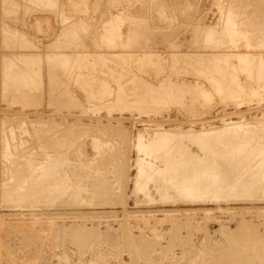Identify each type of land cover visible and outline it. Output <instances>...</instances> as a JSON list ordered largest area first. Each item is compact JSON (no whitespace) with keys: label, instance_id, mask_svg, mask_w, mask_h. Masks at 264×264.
I'll return each instance as SVG.
<instances>
[{"label":"rangeland","instance_id":"374dc122","mask_svg":"<svg viewBox=\"0 0 264 264\" xmlns=\"http://www.w3.org/2000/svg\"><path fill=\"white\" fill-rule=\"evenodd\" d=\"M36 1L0 0V79L38 88L31 97L41 101L0 94V264H264V0ZM59 49L92 52L88 67L70 71L71 99L61 67L47 78L23 59ZM225 51L260 70L245 64L243 97L217 60ZM7 57L17 67L3 76ZM133 78L135 99L118 105ZM209 153L222 158L212 173L207 158L201 177H178L173 192L161 184L179 176L172 162Z\"/></svg>","mask_w":264,"mask_h":264},{"label":"bare ground","instance_id":"6f19581e","mask_svg":"<svg viewBox=\"0 0 264 264\" xmlns=\"http://www.w3.org/2000/svg\"><path fill=\"white\" fill-rule=\"evenodd\" d=\"M116 1H117V0H116ZM220 9H221V8H220ZM162 10H163V8H162ZM161 13H162V11H161ZM121 15H122V14H121ZM162 15H163V14H162ZM166 17H167V15H166ZM129 18H130V17H129ZM121 24H122V23H121ZM227 50H228V49H227ZM225 52H226V53H225ZM225 52H224V53H218L219 56H218L217 60L220 61V64H221V66H222V69H224V70L227 69L229 72H231V73H229V75L233 76V78L236 80V83H237L236 88H237V92H238V93H237L236 95H237V97H241L245 92H244V87L242 86L243 83L241 84V83L239 82V79H240V76H239V75H240V73H241V72H245V69H247V68L250 69V71H252V72H255L256 70H255V71H254V70H251V68H252L254 65L251 64L252 66L250 65L251 67L249 68L247 63H250V62H247V61H245V62H247V63L244 62L245 64H247V65H246L247 68H245V67H246L245 64L243 65V64L240 63V62H238V63H240V64L237 65V64L234 62L235 59H232V58L230 57V54H229L227 51H225ZM231 53H232V52H231ZM248 53H249V52H248ZM153 54H154V53H153ZM175 54H176V53H175ZM216 54H217V53H216ZM238 54H239V53H238ZM193 55L204 56L202 53H197V52H194ZM245 55H246V54H244V56H245ZM149 56H150V55H149ZM238 56L241 57V55H238ZM146 57H147V56H146ZM246 57H247V56H246ZM241 58L243 59V57H241ZM241 58H238V59H241ZM233 60H234V61H233ZM241 61H242V60H241ZM144 64H145V63H144ZM256 65H257V64H256ZM146 67H147V66H146ZM256 68H257V66L253 67L252 69H256ZM176 69H177V68H176ZM258 70H259V69L257 68V71H258ZM250 71H248V72H250ZM259 71H260V70H259ZM259 71H258V72H259ZM256 73H257V72H256ZM256 73H252L251 75H252V76H254V75H255V76H258V75H257L258 73H257V74H256ZM229 75H227V76H229ZM260 76H261V75H260ZM262 77H263V76H262ZM212 79L216 81L215 77H212ZM258 79L261 80V79L259 78V76H258ZM135 80H136V79H135ZM140 81H141V80H137L136 82H133L132 84H130L129 87H128V92H129V94H130V97H132V99H134L135 96H136V91H138L137 88L139 87V84L141 83ZM171 81H172V80H171ZM261 81H262V80H261ZM142 84H143V83H142ZM142 84H141V85H142ZM177 84H178V83H177ZM250 84H251V83H250ZM145 85H146V84H144V86H145ZM152 85H153V84H152ZM162 85H163V84H162ZM185 86H186V85H185ZM149 87H150V86H149ZM168 87H169V82H168V83L166 82V83H164L163 87L160 88V91L167 90ZM145 89H146V88H145ZM145 89H144V90H145ZM249 90H250V89H249ZM126 92H127V91H126ZM153 92H154V91H153ZM256 92H257V91L254 89L251 93H256ZM13 93H14V92H13ZM27 93H28V91H27ZM19 94H20V93H19ZM19 94H18V95H19ZM138 94H139V92H138ZM156 94L158 95L157 92H156ZM156 94H155V95H156ZM28 95H29V94H28ZM15 96H16V95H15ZM15 96H14V97H15ZM21 96H22V95H21ZM21 96H19V98H20ZM141 96H142V95H141ZM25 97H27V95H26ZM242 97H243V96H242ZM22 98H23V96H22ZM17 99H18V98H15V101H16ZM20 99H21V98H20ZM138 99H139V98H138ZM146 99H147V98H146ZM165 99H166V98L161 97V99L158 100V104H161V105L165 106L166 101H167V100H165ZM180 99H181V98H180ZM136 100H137V99H136ZM136 100H135V101H136ZM18 101H19V100H18ZM35 101H36V100H35ZM147 101H148V100H147ZM132 102H133V101H132ZM33 103H34V102H33ZM156 103H157V102H156ZM35 104H36V103H35ZM44 126H45V125H44ZM47 130H48V129H47ZM211 133H212V132H211ZM206 135H207V134H206ZM204 137H205V135H204ZM206 137H207V136H206ZM166 138H167V136H166ZM166 138H165V139H166ZM199 138H203V137L201 136V137H199ZM243 138H244V137H243ZM163 139H164V138H163ZM168 139H169V138H168ZM168 139H166V141H168ZM203 139H204V138H203ZM203 139H202L201 141H203ZM253 140H254V138H253ZM61 141H62V140H61ZM64 141H65V140H64ZM164 141H165V140H164ZM248 141H249V140H248ZM254 141H255V140H254ZM161 143H163V140H161ZM167 143H168V142H167ZM167 143H166V144H167ZM176 143L178 144V142H176ZM176 143H174V144H175V147H176L175 149L177 150V148L181 145V143L179 142L180 145H178V147L176 146ZM196 143H197V142H196ZM198 143H200V140H199ZM246 143H248V142L246 141ZM202 144H204V142H203ZM208 144H209V142H208ZM238 144H239V143H238ZM248 144H249V143H248ZM157 145H158V144H157ZM157 145H156V146H157ZM204 145L206 146V144H204ZM204 145H203V146H204ZM51 146H52V145H51ZM158 146H160V142H159V145H158ZM166 146H168V144H167ZM172 146H173V145H172ZM199 146H200V145H198V147H199ZM201 146H202V145H201ZM201 146H200V147H201ZM209 146H210V144H209ZM235 146H236V145H235ZM255 146H256V145H255ZM255 146H254V147H255ZM154 147H155V146H154ZM154 147H153V148H154ZM160 147H161V146H160ZM162 147H163V145H162ZM162 147H161V149H162ZM168 147H169V146H168ZM206 147H207V146H206ZM243 147H244V146H243ZM247 147H248V146H246L245 148H247ZM170 148H171V147H170ZM179 148H180V147H179ZM179 148H178V149H179ZM214 148H215V147H214ZM239 148L242 149L241 146H240ZM159 149H160V148H159ZM168 149H169V148H168ZM175 149H174V150H175ZM183 149H184V148H183ZM185 149H186V148H185ZM187 149H188V148H187ZM199 149H200V148H199ZM203 149H204V148H203ZM203 149H201V151H202ZM209 149H210V147H209ZM209 149H208L207 151H210L212 148H211L210 150H209ZM222 149H223V148H222ZM243 149H244V148H243ZM152 150H153V149H152ZM165 150H166V149L164 148V151H165ZM174 150H173V151H174ZM216 150H217V149H216ZM216 150H215V151H216ZM237 150H239V149H237ZM245 150H246V149H245ZM245 150H244V153H245ZM253 150H254V149H253ZM158 151H160V150H158ZM168 151H169V150H168ZM168 151H167V153L170 154L171 151H172V149H171L170 152H168ZM181 151H182V150H181ZM183 151H185V150H183ZM183 151H182V152H183ZM187 151H188V150H187ZM258 151H259V148H258ZM174 152H175V151H174ZM177 152H179V151H177ZM182 152H181V153H182ZM188 152H189V151H188ZM191 152H192V151H191ZM204 152H205V150H204ZM220 152H221V151H220ZM225 152H226V151H225ZM233 152H234V151H233ZM235 152H236V150H235ZM247 152H248V151H247ZM152 153H153V152H152ZM159 153H160V152H159ZM159 153H158V156H159ZM175 153H176V152H175ZM181 153H180V155H181ZM221 153H222V152H221ZM231 153H232V152H231ZM236 153H238L237 155L239 156V154L243 153V151H242L241 153H239V152H236ZM252 153H253V151H252ZM7 154H8V153H7ZM165 154H166V151H165ZM169 154H168V155H169ZM193 154H194V153H193ZM214 154H215V153H214ZM228 154H229V153H228ZM247 154H248V153H247ZM161 155L163 156V153H162ZM168 155H166V156H168ZM172 155H173V154H172ZM196 155H197V154H196ZM226 155H227V154H226ZM232 155H233V154H232ZM237 155H236V156H237ZM251 155H252V154H251ZM251 155H250V156H251ZM258 155H259V154H258ZM258 155H257V158H258ZM261 155H262V154H261ZM158 156H157V157H158ZM166 156H165V157H166ZM185 156H186V157H189V155L187 156V153H185ZM192 156H193V155H192ZM224 156H225V155H224ZM246 156H247V155H246ZM31 157H32V156H31ZM152 157H153V156H152ZM159 157H160V156H159ZM169 157H170V156H169ZM193 157H194V156H193ZM217 157H218L217 155L214 157V156H213V153H212V154L209 153V155H207V156L205 157V159H203V158L200 159V157H199V158H196V157L192 158V157H190V158H188V159H184V158L181 157L182 159L185 160L184 162H180V163H179V162H175V163L172 162V163H173L172 166L169 164V165L171 166V168H172L171 170H174V172H175V171L178 172L177 174H178L179 176H177L176 178H175V176H172V175H173V174H172L173 171H172V172H171V176H172L171 179H169L170 176L166 174L168 177H167V176L163 177V178L161 179V180H163V182H161V184H162L163 186L168 184V185L170 186V187L168 186L170 192H173L174 187L176 186V184L174 183V182L176 181V179H177V182H178L180 179H184V182H186L188 179H190L189 181L191 182V180H194V179H195L196 177H198L199 175H200V177H201L202 173L204 174V173L207 171V169L205 168V166H208V165L210 164V162H208V165H205V162H204V163L201 162L202 160H206L207 158H209V159H210V158L213 159V160L211 161L212 164L209 166L210 168L207 167V168H209V171H208V172H209V173H210V172L212 173V170H210V169H214V167H217V166L219 165V162H220L221 159H222V158L220 157L221 159L219 158L220 161H218L219 159L217 160ZM225 157L228 158L227 156H225ZM234 157H235V156H234ZM234 157H230V159H228V161H227V165H228V162L231 163V164H232V161L237 162V160L234 159ZM261 157H262V156H261ZM263 157H264V155H263ZM155 158H156V157H155ZM166 158H167V160H168V157H166ZM177 158H179V157H176V158H175V161H182L181 159H180V160H177ZM236 158H237V157H236ZM240 158H241V157H240ZM244 158H245V159H244ZM244 158H243V159L246 160V157H244ZM251 158H252V157H251ZM157 159H158V158H157ZM161 159L166 160V159H164V157H163V158H159V160H161ZM16 160H17V159H16ZM26 160H27V159H26ZM163 160H162V163H163ZM169 160H170V159H169ZM247 160H249V159H247ZM247 160L245 161L246 163L248 162ZM260 160H261V159H260ZM217 161H218V162H217ZM252 161H253V160H252ZM254 161H255V159H254ZM262 161H263V159H262ZM255 162H256V161H255ZM259 162H261V161H259ZM46 163H47V162H46ZM172 163H171V164H172ZM249 163H250V162H249ZM17 164H18V163H17ZM17 164H16V165H17ZM47 164H48V163H47ZM247 164H248V163H247ZM256 164H257V162H256ZM256 164H255V165H256ZM263 164H264V162H263ZM16 165H15V166H16ZM50 165H51V164H50ZM164 165H165V162H164ZM243 165H244V164H243ZM245 165H246V164H245ZM253 165H254V164H252L251 166H253ZM260 165H261V164H260ZM17 166H18V165H17ZM57 166H58V165H57ZM238 166H239V165H238ZM238 166H237V167H238ZM240 166H241V164H240ZM18 167H19V166H18ZM27 167H28V166H27ZM46 167H47V166H46ZM164 167H165V166H164ZM230 167H231V166H230ZM247 167H248V166H247ZM258 167H259V166H258ZM23 168H24V167H23ZM228 168H229V167H228ZM232 168H233V167H232ZM241 168H242V166H241ZM261 168H262V167H261ZM261 168H260V169H261ZM19 169H20V167H19ZM37 169H39V168H37ZM51 169H52V168H51ZM59 169H60V168H59ZM162 169H163V168H162ZM219 169H220V168H219ZM226 169H227V168H226ZM248 169L251 170V168H248ZM248 169H247V170H248ZM254 169H256V167H255ZM263 169H264V167H263ZM17 170H18V169H17ZM49 170H50V169H49ZM49 170H48V171H49ZM54 170H55V169H54ZM158 170H161V168H158ZM168 170H169V169H168ZM234 170H235V169H234ZM244 170H245V169H244ZM244 170H243V171H244ZM256 170H258V169H256ZM19 171H20V170H19ZM27 171H28V170H27ZM37 171H38V170H37ZM50 171H51V170H50ZM163 171H164V170H163ZM163 171H162V172H163ZM216 171H217V170H216ZM216 171H215V172H216ZM236 171H237V170H236ZM251 171H252V170H251ZM35 172H36V171H35ZM41 172H42V171H41ZM44 172H45V171H44ZM94 172H95V171H94ZM156 172L158 173V171H156ZM162 172H161V173H162ZM219 172H220V171H219ZM238 172H239V171H238ZM244 172H245V171H244ZM252 172H253V171H252ZM256 172H257V171H255V172H253V173L255 174ZM258 172H259V171H258ZM260 172H261V170H260ZM260 172L257 173V175L260 174ZM18 173H19V172H18ZM30 173H31V172H30ZM33 173H34V172H33ZM45 173H46V172H45ZM57 173H58V172H57ZM159 173H160V172H159ZM159 173H158V174H159ZM161 173H160V174H161ZM169 173H170V172H169ZM247 173H248V172H247ZM31 174H32V173H31ZM34 174H35V173H34ZM67 174H68V173H67ZM160 174H159V175H160ZM163 174H164V173H163ZM177 174H176V175H177ZM215 174H216V173H215ZM232 174H233V173H232ZM249 174H250V173H249ZM249 174L247 175V178H248ZM20 175H21V173H20ZM32 175H33V174H32ZM36 175H37V174H36ZM42 175H44V174H42ZM62 175H63V174H62ZM153 175H154V174H153ZM155 175H156V174H155ZM155 175H154V176H155ZM208 175H209V174H208ZM210 175H211V174H210ZM210 175H209V176H210ZM212 175H213V174H212ZM212 175H211V176H212ZM240 175H241V173H240ZM40 176H41V175H40ZM46 176H47V175H46ZM55 176H56V175H55ZM69 176H70V175H69ZM205 176H206V175H205ZM211 176L209 177V180L211 179ZM251 176H252V175H251ZM253 176H254V175H253ZM263 176H264V175H263ZM19 177H20V176H19ZM19 177H18V178H19ZM21 177H22V176H21ZM21 177H20V178H21ZM24 177H25V176H24ZM24 177H23V178H24ZM26 177H27V176H26ZM26 177H25V179H26ZM44 177H45V176H44ZM178 177H179V178L181 177V178L179 179ZM183 177H184V178H183ZM203 177H204V176H203ZM218 177H219V176H218ZM238 177H239V176H238ZM27 178H28V177H27ZM29 178H30V177H29ZM33 178H34V176H33ZM33 178H31V180H32ZM38 178H39V177H38ZM38 178H34V179H37V180H38ZM56 178H57V177H56ZM186 178H188V179L185 181ZM204 178H205V177H204ZM212 178H213V176H212ZM247 178H246V179H247ZM255 178H256V176H255ZM255 178H254V179H255ZM258 178L260 179L261 177L259 176ZM54 179H55V178H54ZM198 179H199V178H198ZM230 179H231V177H230ZM236 179H237V178H236ZM250 179H251V178H250ZM21 180H22V179H21ZM21 180H20V181H21ZM23 180H24V179H23ZM26 180L29 181L30 179H29V180L26 179ZM26 180H24V182H25ZM173 180H175V181H173ZM196 180H197V179H196ZM201 180H202V179H201ZM214 180H215V178H214ZM234 180H235V178H234ZM237 180H238V179H237ZM252 180H253V179H252ZM256 180H257V178H256ZM33 181H34V180H33ZM48 181H49V180H48ZM56 181H57V180H56ZM171 181H173V183H172ZM189 181H188V183H189ZM210 181H211V180H210ZM210 181H209V182H210ZM246 181H247V180H246ZM248 181H249V180H248ZM258 181H259V180H258ZM258 181L256 182V184L254 183L256 186H258L257 184L260 183V182H258ZM261 181H262V183H263V180H261ZM29 182H30V181H29ZM29 182H28V184H29ZM39 182H40V181H37V183H39ZM53 182H54V181H53ZM156 182H157V181H156ZM159 182H160V181H159ZM182 182H183V180H182ZM184 182H183V183H184ZM197 182H198V181H197ZM201 182H202V181H201ZM205 182H206V181H205ZM18 183H19V182H18ZM18 183H17V184H18ZM22 183H23V182H22ZM22 183H21V185L23 186ZM37 183L35 184V182H34V185H33L32 181H31V184H32L33 187H34V186L37 187ZM65 183H66V182H65ZM194 183H196V182H194ZM194 183H193V185H195ZM198 183H199V182H198ZM206 183H208V182H206ZM214 183H215V182H214ZM245 183H246V182H245ZM248 183H249V182H248ZM17 184H16V185H17ZM28 184H27V185H28ZM31 184H30V185H31ZM63 184H64V182H63ZM77 184H78V183H77ZM156 184H157V183H156ZM159 184H160V183H159ZM170 184H172V185H170ZM177 184H179V183H177ZM181 184H182V183H180V185H181ZM186 184H187V183H186ZM190 184H191V183H190ZM190 184H189V185H190ZM204 184H205V183H204ZM241 184H243V183H241ZM241 184H240L239 189L241 188V186H243V185H241ZM18 185H19V184H18ZM25 185H26V182H25L24 186H25ZM39 185H40V187H39L40 190H39L38 188H37V189L35 188L36 192H37L38 190L41 191V189L43 188V187L41 186V185H42L41 183H40ZM39 185H38V186H39ZM45 185H46V184H45ZM59 185H60V183H59ZM184 185H185V183H184ZM198 185H199V184H198ZM200 185L203 186V184H201V183H200ZM230 185H231V184H230ZM236 185H237V184H236ZM245 185H246V184H245ZM245 185H244V186H245ZM247 185H248V184H247ZM251 185H252V184H251ZM261 185H262V184H261ZM22 186H20V188H21ZM24 186L22 187L23 189L21 188V190H23V191L26 189V186H25V189H24ZM47 186H48V185H47ZM186 186H188V185H186ZM233 186H234V185H233ZM253 186H254V185H253ZM259 186H260V185H259ZM17 187H18V186H17ZM17 187H16V188H17ZM28 187H30V186L28 185ZM28 187H27V188H28ZM33 187H30V188H31L32 190H34ZM41 187H42V188H41ZM48 187L51 188V186H48ZM55 187H56V185H55ZM160 187H161V189L163 188L162 186H160ZM182 187H184V186L182 185L181 188H182ZM190 187H191V186H190ZM190 187H189V189H191ZM192 187H193V186H192ZM230 187H231V186H230ZM249 187H250V185H249ZM20 188L18 187V189H20ZM30 188H29V189H30ZM45 188H46V187H45ZM50 188H49V189H50ZM177 188H179V187L177 186ZM186 188H188V187H186ZM186 188H185V189H186ZM193 188H194V187H193ZM195 188H196V187H195ZM207 188H208V187H207ZM234 188H235V187H234ZM254 188H255V186H254ZM254 188H252V189H254ZM31 189H30V191H31ZM47 189H48V188H47ZM53 189H54V190H52V191H55V193H56V192L61 193V191H60L61 189H60V188L58 189V187H57V188H53ZM158 189H159V188H158ZM165 189H166V187H165ZM165 189H163V190H165ZM167 189H168V188H167ZM175 189H176V188H175ZM205 189H206V188H205ZM246 189H247V188H246ZM246 189H243V190H246ZM248 189H249V188H248ZM252 189H251V190H252ZM26 190H27V189H26ZM169 190H168V192H169ZM176 190L178 191V189H176ZM186 190H187V189H186ZM209 190H210V189H209ZM251 190H249V191H251ZM19 191H20V190H19ZM19 191H18V193H19ZM23 191H22V192L20 191L21 194L24 193L23 196H21V195L19 196V198L21 197V198H20L21 200H24V199H25V194H26V193L29 195L28 192H26V191L23 192ZM27 191H28V190H27ZM50 191H51V190H50ZM52 191H51V192H52ZM59 191H60V192H59ZM161 191H162V190H161ZM166 191H167V190H166ZM177 191H176V192H177ZM182 191H183V190H181V193H182ZM187 191H189V190H187ZM187 191H185V192H187ZM201 191H202V190H201ZM258 191H259V190H258ZM36 192H35V194H36ZM158 192H159V190H158ZM179 192H180V190H179L177 193H179ZM192 192H193V189H192ZM192 192H191V195L193 194ZM197 192H198V191H197ZM199 192H200V191H199ZM227 192H228V190H227ZM238 192H239V191H238ZM38 193H39V192H38ZM49 193H50V192H49ZM53 193H54V192H53ZM194 193H195V192H194ZM223 193H224V192H223ZM27 194H26V195H27ZM33 194H34V192H33ZM35 194H34V195H35ZM166 194H167V192H166ZM170 194H171V193H170ZM183 194H185V193L183 192ZM187 194H188V193H187ZM189 194H190V192H189ZM201 194H202V193H201ZM205 194H206V193H205ZM31 195H32V194H31ZM55 195H56V194H55ZM163 195H164V194H163ZM163 195H162V196H163ZM179 195H180V194H179ZM185 195H186V194H185ZM191 195H190V196H191ZM198 195H199V194H198ZM246 195H247V194L245 193V196H246ZM29 196H30V195H29ZM169 196H171V195H169ZM193 196H194V195H193ZM250 196H251V195H250ZM22 197H24V199H22ZM163 197H164V196H163ZM184 197H187V195L184 196ZM216 197H217V196H216ZM165 198H169V197H167V195H166ZM170 198L173 199V197H170ZM170 198H169V199H170ZM188 198H189V196H188ZM191 198H192V197H191ZM219 198H220V197H219ZM35 199H36V198H35ZM25 200H27V199H25ZM183 200H185V199H183ZM33 201H34V200H33ZM186 201H188V200H186ZM191 201H192V200H191Z\"/></svg>","mask_w":264,"mask_h":264},{"label":"crops","instance_id":"0c3cea01","mask_svg":"<svg viewBox=\"0 0 264 264\" xmlns=\"http://www.w3.org/2000/svg\"><path fill=\"white\" fill-rule=\"evenodd\" d=\"M54 2H55V0H37L36 1V3L43 4V5L54 4ZM106 24H107V26L110 25L109 24V20L106 21ZM4 27H8L9 28L8 29V33L18 35L16 33V31H14L12 28H10V26L5 25ZM24 39H25V37H24ZM63 48H66V47H63ZM91 53H92L91 51L78 50L73 55V54L68 53L65 50L59 49L58 51L47 53L45 55V57H42L41 55H37V54L34 55L33 53H24V56L26 58H23V59H24V63H27V64L29 62H33V64H31V66H30V70L33 71V72H37L38 73L40 70L41 71L45 70V69H46V71L48 70V73L46 75L47 78L50 77V73L49 72H51V70H50L51 67L52 68L54 67L53 63H55L58 66V67H56L57 69H59V67H61L65 71V73L67 74V77H68L67 78L68 82L66 83L65 88L62 89V92L65 94V96H69L70 99H71V97L73 98L74 96L72 94V91L69 89V85L75 84V79H76L77 75L75 74V72L70 73V71L71 70L72 71L73 70H77V68L80 66V64H83V63H84L83 66L88 67L89 63L92 62L91 61ZM104 53H105L104 55H106V52H104ZM28 57H30V58H28ZM25 59H27V60H25ZM140 59H143V57L140 58ZM12 62L13 63H11V57L5 58L4 68H3V71H2L3 76H4V69L5 68L11 69V67H12V72L14 70H16L14 66L17 67V63H15L14 61H12ZM45 63H46V66H45ZM152 63L153 62L148 60L147 64L148 65H152ZM156 63H159V62H156ZM160 64H162V63L160 62ZM20 70H22L21 67H20ZM26 70L29 71V68H27ZM56 70L51 73L52 76H55ZM37 76H39V75H37ZM42 77L44 78V76H42ZM37 78L39 80V79H41V76L37 77ZM72 78L74 80V83L73 82L71 83V81L69 82V80H71ZM137 80L138 79L135 80V78H133L131 80V84L133 82L137 81ZM31 89L35 90V89H38V88H32V87L30 88V86H29V89L22 88V89H18V90L13 91V82H12V80H11L10 83H6L5 80H4V77H2V79H0V94L2 93L1 95L4 98V100H7L11 104L19 103L22 106H31V105L32 106H37L38 104H40L41 103L40 100H36L33 97H31V95H32V90ZM39 89H41V87ZM27 91H28V93H27ZM48 93H50V90H48ZM21 95L23 96V98H22ZM26 95H27V97H25ZM19 96H21L20 97L21 99L19 98ZM15 98H18V99L15 101ZM118 98H119L118 99V103H117L118 105L123 104L124 101H126L127 99L130 98V106H131V102H132L133 99H132V97H130V94L128 92V88L123 89L121 91V93L119 94ZM67 100L68 99L64 98V101H67ZM50 101H51V99H50Z\"/></svg>","mask_w":264,"mask_h":264}]
</instances>
